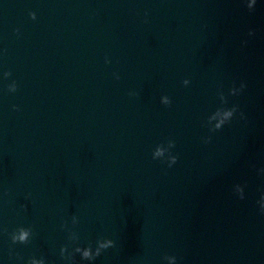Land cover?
Returning <instances> with one entry per match:
<instances>
[{"label":"water","instance_id":"1","mask_svg":"<svg viewBox=\"0 0 264 264\" xmlns=\"http://www.w3.org/2000/svg\"><path fill=\"white\" fill-rule=\"evenodd\" d=\"M248 2L0 0V264H68L65 222L80 246L116 241L95 264H264V0ZM169 139L172 167L153 159Z\"/></svg>","mask_w":264,"mask_h":264},{"label":"clouds","instance_id":"2","mask_svg":"<svg viewBox=\"0 0 264 264\" xmlns=\"http://www.w3.org/2000/svg\"><path fill=\"white\" fill-rule=\"evenodd\" d=\"M257 0H250L248 2L247 7L249 10H253L255 5H256ZM32 19L35 20V14L31 13ZM17 32L19 30L17 29ZM254 31H249V35L252 36L254 35ZM110 63V61H107ZM5 77H10L12 73L6 72ZM117 79L119 77L117 76ZM185 86H188L191 81L188 79H185L183 81ZM247 87L245 83H241L239 88H236L235 86L232 87L230 94L235 96L243 92V90ZM9 90L11 92L17 91V84L13 82L11 85H9ZM130 95H137L136 93H130ZM220 99L224 104H227V98L224 95L223 92L219 93ZM161 102L164 105L170 106L172 101L171 98L167 95L163 96L161 98ZM16 107V106H14ZM18 110V109H17ZM239 111V106L238 105H233L231 108L227 107H220L217 108L214 113H212L208 118H207V125L209 126L210 132H216L219 130H222L223 127L226 124H230L231 121L233 120L234 116L236 113ZM222 117L221 119L217 120L216 117ZM241 118H246L245 114L243 112H240ZM212 137L208 136L205 138L204 142L205 143H210ZM176 147V142L175 140L169 139L167 141V146L165 144H160L158 145L154 151H153V159H159L163 162H166L168 164V167H172L175 165L178 160L179 156L175 155L172 153V149ZM264 172V169L261 170ZM235 192L239 195V198L241 200L245 199V191H244V186L237 184L235 186ZM260 205V211L262 214H264V196L261 197V199L258 201ZM79 223V218L75 215L72 216V224L75 226ZM62 227L69 232L68 239L69 241L74 245L72 248V251H69V245L65 244L64 246L61 247L60 249V256L62 259L68 262V264H80V261L76 260V255L79 254L80 260L81 261H87L88 264H95V261L103 255V253L110 249L116 247V241H114L111 238H100L96 241V247L93 248L92 244H89L87 247L80 246L79 245V234L76 231H73L72 229L68 228L67 222H65ZM5 231H7L5 229ZM33 229L31 227H19L16 230H14L12 233H10V238L12 241V244H29L31 242V239L33 237ZM13 254V251L10 250V255ZM19 259H23V257H18ZM171 258L174 260L175 264H177V257L176 256H165V259ZM28 264H47L46 258L41 257L37 258L35 256L31 257L28 260Z\"/></svg>","mask_w":264,"mask_h":264}]
</instances>
